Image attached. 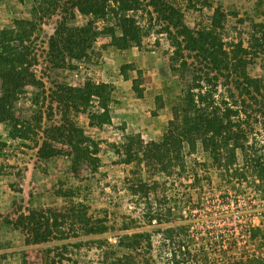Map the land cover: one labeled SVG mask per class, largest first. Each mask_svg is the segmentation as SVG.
<instances>
[{"label":"trees","instance_id":"obj_1","mask_svg":"<svg viewBox=\"0 0 264 264\" xmlns=\"http://www.w3.org/2000/svg\"><path fill=\"white\" fill-rule=\"evenodd\" d=\"M49 1L55 9L72 12L71 17L76 11L87 19L82 27H69L66 18L58 24L47 51L48 62L57 69L79 71L93 60L102 37L128 49L140 48L143 39L155 33L167 37L172 48L170 68L183 73L185 81L160 142H146L134 134L114 145L120 164L135 168L124 181L139 215L124 216L118 242L92 238L108 235L115 227L108 214L96 217L89 206L76 201L72 187L56 191L65 200L62 208L33 209L14 222L9 220L26 234L25 244L54 245L46 249L43 264H80L83 238L101 251L105 264H264V221L256 226L243 219L239 230L228 234L215 226L199 227L184 215L197 207L193 194L187 192L178 200L176 189L187 179L204 180L202 170L190 171L186 161L201 148L225 193H241L250 185L256 197H264V76L249 72L255 59L264 56V0L257 3L262 21L253 22L248 45L242 38L227 40L228 14L222 6L214 8L212 0ZM47 2H36L32 20H16L13 28L0 29V126L12 127L13 141L28 140L30 131L37 129L43 136L38 149L42 161L67 157L73 175L83 169L96 173L101 167V143L89 137L72 114L87 116L90 126L99 130L111 126L112 86L91 79L78 86H55L49 103L57 105L61 118L56 123L50 118L52 124L45 128L44 113L23 121L16 114L28 87L47 94L34 71L38 56L33 45L38 17L46 15ZM204 9L214 11L208 22L189 27L185 10ZM139 18L149 26L143 27ZM38 103L35 98L33 104ZM196 165L209 166L205 161ZM198 199V205L205 204L203 195ZM21 264H29L26 255Z\"/></svg>","mask_w":264,"mask_h":264},{"label":"rangeland","instance_id":"obj_2","mask_svg":"<svg viewBox=\"0 0 264 264\" xmlns=\"http://www.w3.org/2000/svg\"><path fill=\"white\" fill-rule=\"evenodd\" d=\"M37 1L0 0V29L13 28L16 20H32ZM212 2L214 8L222 6L228 14L227 40L233 42L242 38L248 45L253 22L262 21L257 12L259 0ZM53 6L49 0L44 4L46 15L38 17L33 43L38 56L34 71L44 83L47 94L28 87L27 95L16 106L18 118L22 121L33 120L44 113V128L52 124L50 118L55 123L59 122L61 116L58 115L57 105L49 103L50 90L58 85L78 86L91 79L113 88V124L99 130L90 126L87 116L72 114L85 133L101 143L99 171L92 173L83 169L78 176L71 173L70 159L67 157L59 156L49 162L39 158L38 149L43 136L37 129L30 131L28 140L13 141L9 138L12 127L8 124L0 126V264H21L23 255H26L29 264H43L46 249L54 245L27 246L26 234L11 225L9 220L14 222L20 214H28L33 209L62 208L65 200L56 193L61 188H75L76 201L89 206L96 217L109 215L115 230L103 237L92 238L116 244L118 236L123 234L120 226L124 216L137 218L139 215L124 181L135 168L120 164L114 145L123 142L126 135L134 134H140L146 142H160L185 81L183 73H176L170 68L172 48L167 37L155 33L145 37L140 48L132 46L128 49H119L112 45L110 38L102 37L95 46L93 60L82 65L79 71L57 69L48 62L47 51L58 24L62 18H66L69 27H82L87 19L76 11L75 16L71 17L72 12L66 14L63 8L55 9ZM213 12L209 9L203 12L185 10L186 24L191 28L206 24ZM139 20L143 27L149 26V22ZM249 72L253 77L264 76V56L255 59ZM35 98H39L38 106L33 104ZM186 161L190 171L200 169L204 178L200 183L187 179L176 187L180 194L178 200L187 192L193 194L192 203L197 207L192 208L191 215L184 211V215L191 218L190 221L196 222L199 227L215 226L226 234L239 230L243 219L252 221L256 226L264 221V197H256L252 186H244L241 193H225L215 177V169L201 148L196 154L187 156ZM204 161L209 164L207 168L195 166L196 162ZM174 190L170 192L172 205L175 204ZM200 195L204 196L205 204L198 205ZM252 206L254 208L251 209ZM257 209L261 213L253 211ZM83 240L84 246L78 252L80 264H105L101 251L94 247V243L89 246L86 243L88 239Z\"/></svg>","mask_w":264,"mask_h":264}]
</instances>
